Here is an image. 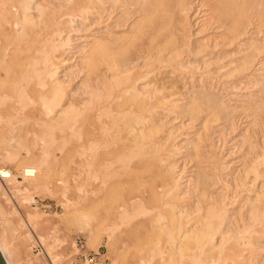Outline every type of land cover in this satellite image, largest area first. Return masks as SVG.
<instances>
[{
	"label": "rangeland",
	"instance_id": "rangeland-1",
	"mask_svg": "<svg viewBox=\"0 0 264 264\" xmlns=\"http://www.w3.org/2000/svg\"><path fill=\"white\" fill-rule=\"evenodd\" d=\"M2 1L3 0H0V2L3 3L4 5L0 3V6H1L0 7V10H1L0 11V27L2 26L3 28L1 27L0 31L2 29L4 31L2 30L0 32V169L7 170L9 172L10 176L6 180H0V212L1 213L3 212L2 213L3 215L0 214V242L2 243L3 250H5L4 252H6V255L8 256L10 263L11 264H176L177 262L180 263V261H181L183 264H189V263L191 264V262L194 261L193 259H195V257L197 259V257L199 256L198 259L195 260L193 264H201V263L202 264H208V263L213 264L214 262H216V263L218 262L217 264H225V263L231 264V262H232V264H243L242 260L247 258V257L249 259H251V260H249V261H251V262H249L250 264H253V263L254 264H260V259L257 256L259 253H260L259 256H264L263 255L264 254V248L256 250V246H258V245H254V244L252 246L250 245L249 247L245 248L246 250L243 249L245 252L242 251V249L241 250H239L238 248L235 249L236 254H234V255L237 256L240 253L239 255H241V257L239 255H238V257H235L232 254V256H234V258H235V260H234V258L232 256H231L232 258L230 259V256H228L226 254V251L223 253H220V254L213 252V251L212 252L207 251V249L210 245L209 240H207V238L202 239V240H198V241L189 242L192 244L189 245V243H188L185 245L184 248L182 247V249H185L186 247L191 246L189 248H186V249H188L187 251L189 253L186 252L185 251L186 249H185V250L181 251L182 253L181 252L176 253L177 255L175 254V256L173 257L172 253H174V252H172V249H171L172 248V242H170L171 244L169 243L171 238L168 237V235H167V232H168V230H170V228L167 231H166V229L161 228V226L158 227L159 230L157 228H154L158 225V223H157L158 221H156V220H158L157 219L158 216H156L158 213H156L157 210H154V209L156 207H158V205L164 199L167 200V198H168L166 193H164L165 194L164 195L163 192H161V190H159L160 187L162 186L161 185L162 180L166 179L165 178L166 174L170 176V174H168V172L171 173L172 170L176 169V167L174 169H171L170 167L168 168V166H166L167 165L166 162L169 160H163V159H171L170 156H173L174 153H175L173 156L174 158L179 157L180 153H182V155H180V157H182V159H184L185 155L189 157V153H187L188 152L187 150H184V148H179V147L175 148L174 146L177 145V143H180L183 141L189 142L188 136L192 132H194L196 130V128H191V131H190V129L180 130L179 132L172 134V136L170 135L165 141V145H167V146L164 145L160 149V151L155 150V152H151V151L149 152V150L147 152V148L146 147L143 148L141 145H139V146L135 145V148H134L131 146V143H129V141L126 139V137L128 135L127 134L128 133L127 128H129V127L126 126V123L123 124L124 121H121V120L123 118H126L125 116H127L128 118L123 119V120H126L127 122L129 120L130 121L132 120L131 122L133 124H135V122H136V124L140 123L141 122L140 116L143 115L142 114L143 111L145 114V113H147V110H149L151 108L150 105L146 104V105H143V107L140 106V108L139 107L136 108L138 110V109H141V107H142V112H141V110L137 111L135 109L136 103H134V102H136L137 99L139 100V97L137 95L131 93L132 92L131 90H133V84H132L133 81H127L126 82L127 78H129V77L135 78L137 76L144 75L143 70H145V69L141 68L140 65H138L139 61H137V59L134 58V52L136 54L138 52L137 50H135L136 48H134V47H136L135 45H137L136 44L137 42L135 43V41H137L138 36H139V35L136 36V34H138V33L140 34L141 31H139V29L142 30L141 27L146 28V26H144V25L147 24L146 23L147 21H146L145 17L143 16L144 14L137 12L140 10L139 9L137 10L136 7H132V8L136 9L137 14L135 13V15H133L134 14L133 11L135 12V10L133 9V11H132V9H131V11L128 10V12L130 11L133 13V14L131 13L132 18L130 17V14H129L130 12L128 13V15L125 14V16H123L126 18V20L127 19L128 20L126 22V20L124 18L125 23H123L124 21H120V22H122V24L120 26L121 31H118L116 33L117 35L115 34L114 37L118 36L120 38L121 36H123V34L124 35L130 34V35L127 36V38H126V36H123V37H125V39H123L124 41L122 40L123 37H121L120 40H118L121 43V46L119 45L120 43L117 44V42H118L117 40H116L117 42L114 40L113 41L114 43L108 42V41L106 43H104V41H106V40H103V37H102V38H99V39H101V42H98L100 40L96 41V45L98 47L94 44L91 46V52L90 53H88V54L84 53L83 54V56H82L83 62H81V70L83 71L82 72L83 77H79V75H75L76 73L70 72L73 75L72 78H69V76L71 77V74L68 73V75H67L68 80L64 81L62 83L63 89L65 88L63 90L64 93L62 95V98H64V99H62L63 103L67 104V102H68L67 99L70 98L69 99L70 104L71 105L74 104V106H75V107L72 106L73 113L71 110L69 113H67L65 115V116H67L68 119H64V118H66L65 116L63 118H59V119L57 118L56 119L55 114H53L54 112L49 113L48 110L46 112L45 108L42 105L43 100H44L43 97L46 96V91H47L46 89H48V80L49 79L46 75H42V73L38 70L39 62H37V61H39L42 57V56H40V55H42V53L40 51L42 49H46L45 51H48V48L50 47L53 40H54L53 43H55L54 48H57V46H58L57 42H59L58 37L61 33H64L66 30H68L67 28L70 25L69 21L72 22V21H74L72 19H74L76 17L77 18L80 17V16H77L78 14H75L76 15L75 16L73 14L67 13L71 7L70 5H72V3H73V0L72 1H70V0H67V1L66 0H56L57 2L55 0H49L50 5L54 4V9L52 11H50L49 9L45 8V9L41 10V12H43V14L44 13L47 14V12L50 11L51 13L49 12L48 13L49 15H47V16H46V14H44L45 15L44 16V15L40 14L41 13L40 12L39 18L37 19V21L39 20V23L38 22L34 23L35 25L37 24L36 27L34 24H29V23L27 24L26 22H24L23 24H22V22L19 23V24H21L20 25L21 27L18 26L19 28H18L17 32L13 31L14 29H16V26L14 25L15 24L14 19L21 12L20 9H22V11H23L24 10L23 7L24 8L26 7L25 0H9V1L4 0V2H2ZM22 1H24V2H22ZM59 1H61V2H59ZM63 1H65V2H63ZM69 2H71V3H69ZM119 2H120L119 0L116 1L115 7L118 8L119 6H121V3H119ZM18 3H20V6H18L19 5ZM55 3H57L58 5ZM65 3H66V5H65ZM59 4L61 5V7L62 6L67 7L68 6V8H66L67 10L64 7L61 8ZM251 4H253V5H251L252 9L250 10V14H251L250 16L252 17L251 26L255 27L256 23H257L255 20V17H257L258 15L259 16L261 15L260 17H264V0H251ZM2 5H3V7H2ZM4 7H6V8H4ZM55 7L57 10L55 9ZM1 8H3V9H1ZM7 8H9L12 11V14H11L10 10ZM4 9H5V11L3 12L2 10H4ZM54 10H56L54 12V14H56V16L54 14H52ZM59 10H60V12H59ZM257 10H259V11H257ZM15 12H17V13H15ZM1 13L2 14L5 13L4 14L5 16L2 15ZM13 14H14V16H12ZM15 15H17V16H15ZM67 15L68 16L71 15V17L69 16V18H68ZM3 16L5 17V19H1ZM9 17L11 20L9 19ZM11 17H14V19L12 20ZM42 17H44V20L42 19ZM45 17H46V19H45ZM52 17H54V20ZM59 17H61V18H59ZM50 18L52 19V21H50L51 20ZM56 18H58V19H56ZM141 18H143V19H141ZM139 19H141V20H139ZM144 19H145V21H144ZM1 20H3V21H1ZM5 20H7V21H5ZM137 20H139L141 24L143 22V24H142L143 26L141 25V27H140L139 26L140 23H138ZM46 22L47 23L50 22V23L47 25ZM55 22L59 25V26H57L56 31H59L60 28L58 29V27H60V24L62 26L60 29L61 32L59 31L60 33L55 32V31L53 32V29H54L53 25H56ZM1 24H3V25H1ZM51 24H53V25H51ZM62 24L63 25L65 24V25L63 26ZM135 24H136V26H134ZM130 25H133L134 27L130 26ZM37 26L38 27L41 26V28L40 27L38 28ZM23 27L24 28L27 27L28 29H29V27H31V28H30V30H28L27 28L23 29ZM49 27H50V29H49ZM127 27L131 31H127V30H129ZM130 27H132V28H130ZM20 28L22 31L20 30ZM62 28H63L64 32L62 31ZM39 30H40V32H39ZM30 31L32 32L31 34H30ZM20 32H24V33L26 32L25 34L23 33L26 40L24 39V36L22 38L20 37V39L16 36V35L22 36V33H20ZM34 32H36V33H34ZM52 32H53V35L51 34ZM56 34L58 36H56ZM38 35L40 37H38ZM42 36H44V37H42ZM130 36H133V37H130ZM27 37H28L29 41L27 40ZM118 37H117V39H119ZM128 37H130V38H128ZM47 38L52 39L51 43L49 42V39L47 40ZM40 41H41V43H40ZM35 42H37V43H35ZM44 42L46 43V45H44L45 44ZM97 42H98V44H97ZM132 42L135 43L134 47H133ZM122 43L123 44L125 43V44L123 45ZM16 44H19V45L23 44L22 46H24V47H22V46L20 47L19 45H16ZM105 44H108L107 45L108 48H109V46L112 47V45L114 46L115 44L117 45V47L120 46L119 47L120 50L119 49L115 50L116 52L120 51L118 53H121V50L125 49L124 48L125 46L127 49H125L121 53L122 55L121 54L118 55V53H116L115 51H112L114 49H111V48L107 49V46ZM43 46H46V47L43 48ZM47 46H48V48H47ZM14 47H16V48H14ZM26 47H27V49H25ZM128 47H130L131 49ZM33 48H35V49L33 50ZM13 49L14 50L16 49V50L14 51ZM59 49L61 50L62 46L61 47L58 46V48L56 49L57 50L56 52H58ZM38 50H40V51H38ZM97 50H99V52H95ZM104 50H106V51H104ZM111 51H112V53H111ZM132 51H133V54H132L133 57H130V55H131L130 52H132ZM36 52H38V53H36ZM93 53H97L98 55L96 54L97 55L96 56ZM109 53L110 54L116 53L117 55L116 54L112 55L113 58L116 57V59H118V60L123 59L121 61L122 63L124 60H127L126 62L129 63L126 66V68L124 67L126 63L124 65H121L123 67H120L119 70L121 68H123L121 70L122 74H120L118 76V78H120V79L117 78L114 80L115 82L114 81L105 82V81H103L104 78L102 80H100L103 77L102 76L103 72L100 73V71H102L103 69L102 70L99 69L100 67H102V66H100L101 65L100 63L102 62V65H104L105 61H107V59L110 57ZM136 54H135V56H137ZM87 55H89V56H87ZM104 55L106 56L107 59L104 57ZM91 56H95L96 58L100 57V56L101 57H100V59L99 58L95 59ZM33 57H34V59H33ZM123 57H125L126 59ZM86 58L87 59L90 58L89 60H91V61L93 60L95 62L98 61V62H96V65L92 67V64L94 65L95 63L93 61L90 62ZM129 58L132 59L133 62L136 60L137 61L136 64L140 68H138L135 63L133 65L132 64L133 62ZM226 59H229V57H226L224 60H226ZM35 61L37 62V64ZM118 62L121 63L120 60ZM130 62H132V63H130ZM97 63H99V66ZM156 64H155V66L152 65V66L148 67L149 68L148 71L154 70L152 75L149 77L151 80L162 81V77L165 74V71H163V69H161V68H162V66H164L165 63H159L160 65L158 64L157 66H156ZM35 65H37V67ZM86 66L88 67L87 69H86ZM96 66H98V69H99L98 72H96L98 69L94 70V68H97ZM132 66L134 67V69ZM91 67L93 69V72H92ZM84 68L88 71L86 72V70ZM103 68H104V66H103ZM137 69H139V70L137 71ZM150 69H152V70H150ZM33 71L34 72L36 71L38 73L40 72V73L39 74L37 73V75H36L35 74L36 72L34 73ZM89 71L91 74L89 73ZM85 73H87V74H85ZM208 73H209V71L206 73H204V72L200 73V71H199L198 73L194 74L195 79L201 81L202 85L200 83L199 84L194 83L195 87L192 90V93H197V92L198 93H197V95H195V97H196L195 99H194V96H193V99H191V103H193V104L188 103L189 105L187 104V108L189 110L193 109L192 111L194 113L196 111L197 113H195V114H198V111H199L198 109H201L202 114L200 113L201 111H199V114L196 116V117H199L200 119H203V118L208 119V116H210L212 113L211 111L216 110V111H214V113L215 112L218 113V115L216 113V116H217L219 121L216 118V121H218V122L214 123L215 121H213V119L215 120L216 116L214 115V113H212V115H214V118H213V116H210V119L208 120L210 125H208L207 123H206L207 126L205 125V127L207 128L206 132L209 133L211 130H212L211 132H214L216 127H218V126L219 127L222 126L221 128L225 127L224 129H222V132H221L222 137L220 136V138H219V139H221V138L223 139V137H224L223 141H225V143L222 146V144H223L222 140H217L219 142L216 145L217 141H214L213 139L208 137L209 139H207V141H208L207 143L212 144L214 146L211 145L212 146V148H211V146L209 145V147L204 148V150H208L210 153H213L214 157L217 160V165H220L222 163V161L219 160V157L221 158L222 156H224V154H226L227 151L231 150V148L234 146V144H232V141L230 139H232V140L239 139V141L238 140L237 141L240 144H241V141L244 139L243 140L244 143H246V144L248 143L250 145L253 144V149H252L253 151L252 152L264 151V123L259 125L256 121V117H257L258 113L261 112L264 114V112H263L264 106H262V105H264V102H263L264 101V84H263V82H257L255 84L254 90L257 91V93H259L257 100H255V101L250 100L249 101V102L253 101L252 103L255 105L262 106V107L257 106L256 110L257 111L259 110L257 113L256 110H253V108L255 109L253 104L252 105L249 104L246 107L247 110H245V108L233 109V107H235L236 104H241L242 101L233 100V102H232V101L228 100V98L226 100L227 96L224 94L221 95V93H222L221 90L214 87L215 85L213 84V81L211 82L212 77H210V75ZM134 74H136V75H134ZM41 75H42L43 80L42 79L39 80ZM84 75L85 76L91 75V77L88 76L89 77V80H88L87 79L88 77L86 78ZM94 75L97 76L96 78L99 77L97 82H96L97 79L96 80L94 79L95 78ZM99 75H101L102 77ZM44 76L46 77V79L44 78ZM74 77H77V78L75 79ZM180 77H181V75L177 74V76L175 78L180 82L176 85L177 89H180L181 85H182ZM78 78H80V79L83 78L84 83H82V81L80 83V79H79V81H76ZM92 78L95 80L94 81L95 83L93 81L88 82V81H91ZM188 80H190V79H188ZM118 83L120 85L122 84L123 89L121 91V96L119 93L118 94L119 97L118 96L115 97V94H114V93H116L115 85L118 86L119 88L121 87ZM127 83L130 85H128ZM101 84H102V86H101ZM109 84L111 85V87L113 89L110 88ZM131 84H132V86H131ZM186 84H188V83H186ZM206 84H208V85H206ZM81 85H83V86H81ZM84 85H87L88 88H87V86L84 87ZM92 85H94V87L98 86L99 88L95 87V88H97V90H96ZM211 85L213 86L212 89H211V87H212ZM259 85H260V87L263 86L262 87L263 90L258 87ZM105 86H106V90H105ZM86 89H88V90H86ZM109 89H110V91L108 92L109 93L108 94L106 91ZM125 89H126V91H125ZM210 89H211V91L215 89L213 91V93L215 95H213L212 93L209 92ZM129 90H130V92H129ZM255 91H250L249 93L251 94ZM260 91H261V93H260ZM105 92L107 93V96H106ZM124 92H126L127 94ZM70 93L74 96H71ZM129 94H132V95L129 96ZM109 95L110 96L112 95V96L109 98ZM124 95H125V98L123 97V99H126V101L122 99V96H124ZM128 96H129V99H128ZM132 96H133V98H132ZM107 97L109 99H107ZM80 98H81V100H80ZM115 98H117V99L115 100ZM134 98H135V100L133 101L132 99H134ZM251 98H253V97H251ZM127 99H128V101H127ZM74 101L77 104L74 103ZM82 101H84V104H83L84 106L83 105L80 106L81 103H83ZM78 102H80V103H78ZM85 102H87V103H85ZM85 104L87 106H85ZM105 104H107V105H105ZM129 104L130 105L132 104V106H129ZM213 105H215V107ZM111 106H113V107H111ZM144 106H146V107H144ZM196 106H199V108L196 109ZM248 107L251 109H249ZM77 108H78V110H75ZM104 108H105V110L106 109L107 110L104 111ZM109 108L112 109L109 113V114H111L109 116H112V117H109L106 113V112H109V110H110ZM143 108L145 110L146 109L147 110L145 111V110H143ZM231 108H232V110H231ZM132 109H134L135 111ZM162 109H164V108H162ZM128 110H131L133 114L131 113V111H128ZM165 110H163V112H162L163 116L160 115L156 118L159 119L161 116H162V118H164V115H166L164 113ZM252 110L255 112V114ZM208 111H209V114H208ZM81 112H82V114H81ZM119 113H121V114H119ZM124 114H125V116H124ZM131 114H132V116H131ZM122 115L124 117H122ZM135 115H136V117L139 116L138 122L135 121L136 118H134V119L131 118V117H135ZM252 115H254V116L252 117ZM172 116L173 115L171 114L167 118H170ZM246 117L248 118L249 123L250 122L252 123L253 120H254V122L256 121L255 123L254 122L253 123L255 125H257L258 127L257 126L251 127V124H250L249 127H251V129H248V131H251V130L252 131L249 133L247 132L246 136L241 137V134L243 131L241 126H243V124H244L243 120L247 119ZM250 117H252V118H250ZM211 118H213V119H211ZM110 119H111V121H110ZM115 121H116V123H115ZM106 122L109 124H107ZM117 122H119V123H117ZM120 122H122V124H120ZM131 122L130 123L128 122V123L132 124ZM213 123H214V125H213ZM110 124H111V126H110ZM119 125H122V126H119ZM104 126H106V127H104ZM116 127H118V128H116ZM121 127H124L125 129L121 128ZM116 129L119 131H117ZM120 129H121V131H120ZM229 129H230V131H229ZM107 131H109V132H107ZM255 131H256V134L254 133ZM124 132L125 133L127 132V133L122 134ZM251 133H253L255 135H253ZM118 134L120 135V137ZM152 134H153L152 138H155L156 136H158L160 138H164V136L167 134V127L164 126V128H161V130H159V128H158L156 135L154 133H152ZM115 135L116 136L118 135V136L116 137ZM257 135L259 136V138ZM254 136L256 139L254 138ZM239 137H241L243 139L241 140V138H239ZM245 137H246V139H245ZM257 138L261 139L260 140L261 142ZM250 139H252V140H250ZM117 140H119L120 142ZM262 140H263V143H262ZM244 143H243V145H244ZM257 143H259V144H257ZM128 144H130V145H128ZM219 144H221V145L219 146ZM235 144L237 145L238 143H235ZM246 144L244 146H242V148L246 147ZM248 144H247V146H248ZM255 144H257L256 147H255ZM142 145H143V143H142ZM111 146H113L115 148H113ZM140 147H142V149ZM166 147L168 149L165 150L164 148H166ZM220 147H221V149H220ZM240 147H238V145H237V148L240 149ZM119 148H121V149H119ZM129 148L132 150H130ZM145 148H146V151L144 152ZM202 148L203 147L199 148V150L197 151L198 152L197 155L195 154L197 157L193 156L194 158L196 157V159L191 157L192 160H191V163H189V165L192 164V166H197V165L202 166V162H201V158H200V153H203ZM162 149L164 150V152ZM254 149H256V150H254ZM128 150H130V153H133V154H127V156H126V153H129ZM167 150L170 152H168ZM241 150L242 149H240L239 152ZM137 151L140 152L141 154L138 153ZM117 152H119V154ZM136 152H137V154H136ZM164 153H166V154H164ZM192 153H191V156L194 155V153L193 154ZM156 154H158V155L160 154V157ZM130 155H132L134 157H131ZM144 155H145V157H144ZM146 155L147 156L149 155L150 159H148L149 157H147ZM231 155L235 156V152L232 153ZM120 156H122V157L120 158ZM153 156L156 157V158L154 157V162L152 159ZM233 156L229 155L230 158H232ZM124 157H126L127 159L129 158V159L127 160ZM161 158H163V159H161ZM125 159H126V161H125ZM144 159H146V160H144ZM157 159L158 160L160 159L159 161L161 163L159 161H157ZM129 160H130V162H128ZM147 160H148V162L151 161L149 163L150 165L151 164L154 165L153 169H154V171L156 170L155 172L152 169L153 165H151L150 167L146 166L148 164ZM123 161H125V162H123ZM144 161H146L145 162L146 164L144 163ZM195 162H198V164ZM117 163H120V164H117ZM159 163H160V165H159ZM162 163H164L163 165H164V167H166V170H163L165 168L162 166ZM149 164H148V166H149ZM257 165H258V172L261 171L264 173V158H260L257 161ZM115 166H118V167L115 168ZM120 166H122V167L119 168ZM127 166H129L130 168ZM143 166L146 168L144 169ZM187 166H186V168H187ZM124 169H126V170H124ZM143 169H144V171H143ZM161 169L163 171H161V172L157 171V170H161ZM25 170H28L31 172V177H28V178L22 177V173ZM151 173L152 174L154 173V174L152 175ZM156 173H158L160 175L162 174L163 176L157 175ZM149 176H151V177H149ZM169 176H167V179H169L168 178ZM148 177L150 178L149 182L147 181ZM157 177L158 178L162 177L161 178L162 180L160 178L158 179ZM145 178H147V179H145ZM154 178H155V181H153ZM263 178H264V176H262V178L260 180H263ZM167 179L165 181H163V183L169 182V180L167 181ZM140 180H141V182H140ZM151 180H152V183L155 185H153L151 183ZM260 180H258V181H260ZM143 182L144 183L146 182L148 184L150 183V184L149 185L146 184L148 186L147 187L144 184H140ZM158 183H160V184H158ZM149 186L150 187L154 186V187L150 188ZM155 186H156V188H155ZM145 187H147L148 189H146ZM149 189H154L151 191L154 194L156 193V194L160 195L162 193L163 195L162 194L160 196L157 195L158 198L156 199L154 197L156 194L155 195L153 194L154 196L151 194L153 196L152 197L149 194V191H148ZM155 189H157V192ZM137 191H139V192H137ZM144 191H147V192H144ZM153 191H155V192H153ZM139 193H140V195H139ZM229 194H228V198L226 199V201L223 202L225 204H223V203H222L223 205L221 204L223 206V208L226 210L225 215H224V216H226V219L229 218V216L231 215L230 211H234V212L237 211L239 214V210H240L239 207H241V199L246 196L245 191L241 192L240 190H238L236 193L230 192ZM142 196H144V197H142ZM161 196H163V197L165 196V198H163ZM143 198L145 199V201ZM151 198L152 199L154 198V200H152ZM155 199L157 201L158 200L159 201L158 202L156 201L157 202L156 203V202H154ZM139 201H141L142 203H140ZM151 201H153L154 203H152ZM175 203H178V202L176 201ZM187 203H188V201L186 200V201H183L181 204L186 205ZM151 205H153V206H151ZM234 205H236V206L234 207ZM140 206L142 209L139 208ZM228 211H229V213H228ZM220 215L222 216L223 214H220ZM154 219H156V220H154ZM154 221H156V222H154ZM154 223H156V225ZM225 223H226V221H225ZM255 224H256V226H255ZM258 224H259V222L255 221L253 223V226L250 227L252 229V231H254V232H252L250 229H248L247 230L248 232H245V237L246 238H249V237L253 238L254 241H257L258 243H262V242L264 243V235H263L264 234V224H260V225H258ZM153 225H155V226H153ZM259 226L260 227L263 226V229H262V227L260 229ZM174 227L175 226L171 227L174 230L172 232V235H174V234L176 235V232L179 231V230H177V226L175 228ZM160 228H161V231H160ZM178 228H179V226H178ZM182 228H183V226H182ZM182 228H180V229L182 230ZM154 230H156V231H154ZM249 231H251V233ZM152 232L155 235L157 234L158 236L159 235H161V236H159V237L156 236V238H155V235H153ZM248 235H249V237H248ZM227 238H226V240H225V238L223 239V244H224L223 246H225V247L227 245H229V242H230V239L228 240ZM152 240H156L155 243L157 242V244H155L154 241H152ZM166 241H167V243H166ZM224 241H226V242L224 243ZM161 243H162V245H161ZM194 244H196L197 246H195ZM152 245H154V247H153L154 249H152ZM157 245H160L162 248H160L159 246L157 247ZM155 247L157 249H155ZM201 247H203V248L201 249ZM139 249H141L140 252H138ZM199 249H200V251L203 249L204 250L206 249V250L204 253L200 254ZM150 250H153V251H150ZM160 250H161V252H160ZM149 251L151 253H149ZM235 251L233 253H235ZM241 252H243V253H241ZM179 254L181 255V257ZM186 254H188L189 256L188 255L186 256ZM205 254H206V257H205ZM224 254L227 255L228 258ZM170 255H172V256H170ZM201 256H202V258H201ZM221 256H222V258H221ZM175 257H177V258H175ZM185 257H188L189 259L185 258ZM203 258H205V259L203 260ZM207 258H209V259L206 260ZM225 258L227 259L226 261L224 260ZM228 259L233 260V261L230 262V261H228ZM198 260H199V262H198ZM234 261H235V263H234ZM179 263H177V264H179ZM216 263H214V264H216ZM249 263H247V264H249ZM261 263L264 264V261H261Z\"/></svg>",
	"mask_w": 264,
	"mask_h": 264
},
{
	"label": "bare ground",
	"instance_id": "bare-ground-1",
	"mask_svg": "<svg viewBox=\"0 0 264 264\" xmlns=\"http://www.w3.org/2000/svg\"><path fill=\"white\" fill-rule=\"evenodd\" d=\"M5 1H9V0H5ZM70 1H72V0H70ZM116 1H118V0H75V1L73 0V3H72V5H70L71 7L67 13L73 14V15L78 14L77 16H80V17H78V18L76 17V18L72 19V20H74L72 22L69 21L70 25L67 28L68 30H66L65 32L63 31V28H62V31L64 33H61L59 35V37H58L59 42H57L58 46H60V47L62 46V49L61 50L59 49L60 51L58 50V52H56L57 51L56 49L58 48V46L56 45L57 48H54L55 47V43H53L54 40L51 43L52 39L47 38V40L49 39V42L51 43V45L49 44L50 45L49 48L47 46L48 51H45L46 49H42V50L40 49L41 51L38 50L42 53V55H40V56H42L41 59L39 61L36 60L37 62H39L38 70L42 73V75H46L49 79L48 80V89H46L47 90L46 96L43 97L44 98L43 104H42L43 107L45 108L46 112H47V110L49 111V113L54 112L53 114H55L56 119L57 118L58 119L63 118L67 113H69L72 110V106H74V104H72V105L70 104V102H69L70 98L67 99L69 102V103L67 102V104H64L63 100H62V99H64V98H62V95L64 93L63 90L65 89V88L63 89V87H62L63 86L62 83L64 81L68 80L67 79L68 73L71 74L70 72H74V73H76L75 75H79V77H83V75H82L83 71L81 70V62H83L82 56L84 53L88 54L91 52V46L94 44L96 45V41L100 40L98 42H101V39H99V38L103 37V40H106V41H104V43H106L107 41L108 42H113L114 40L118 41L123 36H126V38H127V36H129L130 34H128V35L123 34V36L120 35L121 36L120 38L118 36H115L116 37L115 38L114 35L118 31H121L120 26H121L122 22H120V21H124L123 23H125L126 18L123 16H125V14L128 15V13L131 11V9H132V11L134 9L135 10V12L133 11L134 14L132 12L129 13L130 17H131V13L133 15H135L136 9L137 10L139 9L140 11H137V12L144 14L143 16L145 17L147 24L144 25V26H146V28L141 27L143 22L141 21L142 22V24H141L139 20H141L143 18L137 20L138 23H140L139 26L142 28V30L139 29V31H141V33L136 34V36L139 35L137 41H135V43L137 42L136 43L137 45H135L136 47H134L135 43L134 42H132V43H133V47L136 48L135 50L138 51L137 54L134 52V58H136L137 61H139L138 65H140V67L145 69L146 71L143 70L144 75H140V76H137L135 78H132V77L127 78L126 82L127 81H133V83H132L133 84V90L130 89L132 91L131 93H133L139 97V100L137 99L136 102H134V103H136L135 109L138 107L140 108V106L143 107V105H146V104L150 105L151 108L150 109L148 108L149 110L146 109L147 113L144 114V111H143V113H142L143 115L140 114L141 115L140 116L141 122L137 123V124H136V122H135V124H133L131 122L132 120L128 121L129 123L131 122L132 124H129L126 120H123V119L128 118L124 114V116L126 118H123L121 121H124L123 124L126 123V126L129 127V128H127L128 133L127 132L126 133L128 135H127L126 139L129 141V143H131V146L134 148H135V145H138V146L141 145L143 148L144 147L147 148V152H148V150H149V152L150 151L155 152V150L160 151V149L165 145L166 139L170 135L172 136V134H175V133L179 132L180 130L190 129V131H191V128H196V130L194 132H192L191 134L189 133L190 134L188 136L189 142L183 141V142L177 143V145L174 146L175 148L179 147V148H184V150H187L188 151L187 153H189V157L185 155L184 159H182V157H180V155H182V153H180L179 157L174 158L173 157L175 154L174 153L173 156L169 155L171 157V159L161 158L163 160H169L166 162L167 165L165 164L166 166H168V168L170 167L171 169H174L176 167V169L172 170L171 173L168 172V174H170V176L166 174L165 178L167 179V176H169L168 177L169 179H167V181L169 180V182L163 183V181H165L166 179L164 178L165 180H162L161 179L162 177L161 178L159 177L162 180V184H161L162 186L160 187L159 190H161V192H163V194L166 193L168 198H167V200L164 199L165 201L161 200L162 202L160 204L158 203L159 204L158 207H156L155 209L153 208L154 210H157L156 213H158L156 215V216H158V218H157L158 220L154 219V220L158 221L157 222L158 225L154 228L158 229V227L161 226V228L166 229V231L170 228V230H168V232H167V235H168V237L171 238L169 243L172 242V248L171 249H172V252H174V253H172L171 251L170 252L173 254V257L175 256L176 253H179L182 250H185L186 248L191 247V246H189V247H186L185 249H182V247L184 248L185 245L188 244L189 242L198 241V240H202V239H206V238H207V240H209V244H210L207 251H209V252L213 251V252H216L219 254L226 251V254L228 256H230V259L232 257L234 258V256H235L234 254H236L235 249H237V248L239 250L242 249V251H244V250H246L245 248L249 247L250 245L252 246L253 244L258 245V246H256V250L264 248L263 242L258 243L257 241H254V239L250 238L249 235H248L249 238L245 237V232H248L247 231L248 229H250L252 231V229L250 227L253 226V223L255 221L259 222L258 225L264 224V178H263V180H260L262 178V176H264V173L261 171L258 172V165H257V161L260 158H264V151L252 152L253 151L252 150L253 144H251L252 145L251 146L250 144L247 143L248 144V146H247V144L244 143V141H243L244 139L241 138V137L246 136L247 132L249 133L252 131V130L248 131V129H251L252 126H255V127L257 126L254 124L256 121L259 125L264 123V114L261 112L258 113L259 110L258 111L256 110L258 105H255L252 103L253 101L257 100V97L259 94V93H257V91L254 90L255 84L257 82H263V84H264V17H260L261 15L260 16L258 15L257 17H255V20L257 22L256 26L255 27L251 26L252 17L250 16L251 15L250 10L252 9L251 5H253V4H251V0H119L120 1L119 3H121V6H119L118 8L115 7ZM2 2H4V0ZM22 2H24V1H22ZM59 2H61V1H59ZM63 2H65V1H63ZM69 3H71V2H69ZM1 4H3V3H1ZM18 4H19L18 6H20V3H18ZM25 4H26V7L25 8L23 7V9H24L23 11H22V9H20L21 12L20 13L18 12L19 13V15L17 14L18 16L15 15V16H17L15 19H14V17H11L12 20L14 19V21H15L14 25L16 26V29L13 30L14 32L15 31L17 32V30L19 28L18 26L21 25L19 23H21V22H22V24L24 22H26L27 24L28 23L34 24L35 22L39 23V20L37 21V19L39 18V13L41 12V10L46 8V9H49L50 11H52L54 9V4L51 3L52 5H50L49 0H25ZM55 4H57V3H55ZM3 5H2V7H3ZM65 5H66V3H65ZM60 7H61V5H60ZM62 7H64V6H62ZM132 7H136V9L132 8ZM4 8H6V7H4ZM64 8L66 9V8H68V6L64 7ZM1 9H3V8H1ZM7 9H9V8H7ZM55 9H56V7H55ZM56 10H54L52 14H54V12ZM60 10H59V12H60ZM128 10H130V11L128 12ZM2 11L4 12L5 9ZM50 11H48L47 14L46 13H44V14H46V16H47V15H49L48 13ZM257 11H259V10H257ZM10 12L12 14L11 10H10ZM5 13H3V14L1 13V14L4 15ZM15 13H17V12H15ZM40 14L44 15L43 12H41ZM54 15L56 16V14H54ZM12 16H14V14ZM69 16L71 17V15H69ZM69 16H68V18H69ZM3 17L1 19H5V17L4 18ZM52 18L54 20V17H52ZM59 18H61V17H59ZM124 18H125V20H124ZM9 19H10V17H9ZM42 19L44 20V17H42ZM45 19H46V17H45ZM56 19H58V18H56ZM145 19H144V21H145ZM127 20H126V22H127ZM1 21H3V20H1ZM5 21H7V20H5ZM50 21H52V19ZM49 23H47V25ZM1 25H3V24H1ZM36 25H35V27H36ZM51 25H53V24H51ZM53 26H54L53 32L54 31L59 32L61 27H62L60 24V27H58V29L60 28L59 31H56V28L59 25L56 23V25H53ZM130 26H133V25H130ZM134 26H136V24ZM39 27L41 28V26H39ZM25 28H27V27H25ZM25 28L23 27V29H25ZM30 28L31 27H29V29L28 28L27 29L30 30ZM130 28H132V27H130ZM49 29H50V27H49ZM20 30H21V28H20ZM127 31H131V30L129 29ZM39 32H40V30H39ZM53 32L51 33L52 35H53ZM20 33H22V36L16 35L15 33L14 34L20 39V37L22 38L24 36L23 35L24 32H20ZM31 33L32 32L30 31V34ZM34 33H36V32H34ZM56 36H58V35L56 34ZM38 37H40V36L38 35ZM42 37H44V36H42ZM117 37L119 39H117ZM130 37H133V36H130ZM130 37H128V38H130ZM24 39H25V36H24ZM123 39H125V37H123L122 40ZM27 40H28V37H27ZM41 41H40V43H41ZM98 42H97V44H98ZM35 43H37V42H35ZM118 43H120V42L118 41L117 44ZM108 44H105V45L107 46ZM16 45H19V44H16ZM22 45L20 44L19 46L21 47ZM44 45H46V43ZM119 45L121 46V43ZM22 47H24V46H22ZM44 47H46V46H43V48ZM119 47H117L116 44L114 46L112 45V47L109 46V48L114 49L112 51L119 49ZM14 48H16V47H14ZM109 48L107 46V49H109ZM124 48L127 49L126 46ZM128 48H130V47H128ZM25 49H27V47ZM34 49L35 48H33V50ZM125 49H122L121 53ZM104 51H106V50H104ZM112 51H111V53H112ZM95 52H99V50H97ZM118 52H120V51H117L116 53H118ZM36 53H38V52H36ZM116 53H113V54H116ZM121 53H118V55ZM130 53H131L130 57H133L132 56L133 51ZM93 54L96 55L97 53H93ZM113 54L109 53L110 57L108 59L104 55V57L107 59V61H105L104 65H102V62L100 63L101 64L100 66H102V67H100L99 69H101V70L103 69L102 71H100V73L103 72V75L101 74L103 77L101 75H99L102 77L100 80H102L104 78L103 81H105V82H112L115 79H117L118 76L120 74H122L121 70L123 68H121L119 70L120 67H123L121 65H124L126 63L124 66L126 68V66L129 64L126 62L127 60H124L122 63L121 61L123 59L122 60L119 59L122 64L119 63L118 62L119 60L116 59V57H114L115 59L112 57ZM135 54L137 56H135ZM89 55H87V56H89ZM91 57H93L95 59H97V58L100 59L101 56L97 57V58L95 56H91ZM226 57H229V59L224 60ZM123 58H125V57H123ZM33 59H34V57H33ZM89 59H87V60H89ZM130 60L132 61V59H130ZM89 61L92 62L93 60L92 61L89 60ZM137 61L135 60L134 62L132 61L133 63L132 62H130V63H132L134 65V63L136 64ZM37 62H36V64H37ZM93 62L95 64L94 65L92 64V67L95 66L96 62H98V61H96V62L93 61ZM159 63H165L164 66H162V68H161V69H163V71H165V74L162 77V81L151 80L149 76L152 75L154 70L148 71L149 70L148 67H150L152 65L155 66V64L157 66ZM97 64L99 66V63H97ZM138 65H137V67H138ZM35 66L37 67V65H35ZM98 66H96L97 68H94V70L95 69L97 70ZM103 66H104V68H103ZM92 67H91V69H92ZM140 67H138V68H140ZM87 68L88 67L86 66V69ZM99 69L96 72H98ZM133 69H134V67H133ZM138 70L139 69H137V71ZM150 70H152V69H150ZM87 71L88 70H86V72ZM199 71H200V73L201 72L206 73L209 71L208 74L210 75V77H212L211 82L213 81L215 88L221 90V92H222L221 95L224 94L227 96L226 100L228 98V100H230L232 102H233V100L242 101L241 104H236V106L233 107V109L245 108V110H247L246 107L249 104L250 105L253 104L255 107V109L253 108V110H256L258 113L255 122L253 120L254 118L252 119L253 120L252 123L251 122L249 123L247 117H246L247 119L243 120L244 124H243V126H241L243 131H242L241 137H239V138H241V140L243 139L242 140L243 142L241 141V144H240L238 142L239 139H234V140L230 139L232 141V144H234V146L231 148V150H228L227 153L224 154V156H222L221 158L219 157V160L222 161V163L220 165H217V160L214 157L213 153H210L208 150H204V148H207V147H209V145L210 146L212 145V144L207 143L208 142L207 139H209L208 137H210L214 141L222 140V143H223L222 146L225 143V141H223L224 137H223V139L222 138L219 139L220 136L222 135V133H221L222 129H224L225 127L221 128L222 126H220V127L218 126V127H216L214 132H211L212 130L211 131L209 130L211 133L206 132L207 128L205 127V125H206V123L208 125H210L208 120L210 119V116H213V118H214V115L216 116L217 112L214 113V111H216V110L211 111L212 113H214V115H212V113L210 112L211 115L208 116V119H206V118L200 119L199 117H196V116L199 114V111H201V109H198L199 110L198 114H195V113H197L196 111L194 113L192 111L193 109L189 110L187 108L188 103L193 104V103H191V99H193V96L195 99L196 98L195 95H197V93H198V92L192 93V90L195 87L194 83H197V84L200 83L201 84V81L196 80L194 77V74L198 73ZM92 72H93V69H92ZM37 73L38 72H36L35 74L37 75ZM89 73H90V71H89ZM85 74H87V73H85ZM177 74L181 75L180 79H181L182 85H181L180 89H177V86H176L178 83H180L177 79H175ZM42 75L40 76L39 80L42 79ZM134 75H136V74H134ZM72 76L73 75L71 74V77L69 76V78H72ZM88 76L91 77V75H88ZM88 76L86 75L85 77L87 78ZM89 77L87 78L88 80H89ZM96 77L97 76H95L94 79L95 80L97 79L96 80V82H97L99 77L98 78H96ZM44 78L46 79L45 76H44ZM74 78L76 79L77 77H74ZM79 79L80 78H78L76 81H79ZM94 79L92 78L91 81H88V80L87 81L88 82H92V81L94 82L95 81ZM118 79H120V78H118ZM188 79H190V80H188ZM81 81H82V83H84L83 78L80 79V83H81ZM186 83H188V84H186ZM132 84H131V86H132ZM87 85H84V87ZM116 85H115L116 89L114 88L116 90V93H114V92L113 93L115 94V97H117L119 93L121 96V91L123 89L122 84L121 85L119 84L121 86L120 88ZM128 85H130V84H128ZM206 85H208V84H206ZM81 86H83V85H81ZM88 86H87V88H88ZM92 86L94 87V85H92ZM101 86H102V84H101ZM109 86H110V88H112L110 84H109ZM95 87H98V86H95ZM258 87L262 89L263 86L260 87V85H259ZM212 88H213V86L211 87V89ZM95 89L97 90V88H95ZM211 89L209 92L212 93L213 95H215L213 93V91L215 89L212 91H211ZM86 90H88V89H86ZM105 90H106V86H105ZM130 90H129V92H130ZM109 91H110V89L107 90L106 92L108 93ZM125 91H126V89H125ZM250 91H255V92L250 94L249 93ZM107 93H106V96H107ZM124 93H126V92H124ZM260 93H261V91H260ZM130 95H132V94H129V96ZM71 96H74V95L71 94ZM111 96L109 95V98ZM129 96H128V99H129ZM123 97L125 98V95L122 96V99H123ZM251 97H253V98H251ZM109 98L107 97V99H109ZM132 98H133V96H132ZM116 99L117 98H115V100ZM128 99H127V101H128ZM80 100H81V98H80ZM123 100L126 101V99H123ZM132 100L134 101L135 98ZM250 100H253V101L249 102ZM82 102L83 103H81L80 106H82L84 104V101H82ZM74 103H76V102L74 101ZM78 103H80V102H78ZM85 103H87V102H85ZM105 105H107V104H105ZM85 106H87V105L85 104ZM129 106H132V104L131 105L129 104ZM213 106L215 107V105H213ZM262 106H264V105H262ZM262 106L259 105L258 107H262ZM111 107H113V106H111ZM142 107H141V109H138V110L136 109V110L137 111L141 110V112H142ZM144 107H146V106H144ZM78 108L75 110H78ZM162 108H164V109H162ZM197 108H199V106H196V109ZM249 109H251V108H249ZM263 109H264V107H263ZM106 110L104 108V111H106ZM111 110L112 109H110L109 112H106L108 116L111 115V114H109ZM132 110H134V109H132ZM143 110H145V109L143 108ZM163 110H165L164 113L166 114V115H164V118H162ZM231 110H232V108H231ZM128 111H131V110H128ZM72 113H73V110H72ZM131 113H132V111H131ZM200 113L202 114V111ZM81 114H82V112H81ZM119 114H121V113H119ZM132 114H131V116H132ZM171 114L173 116L170 118H167ZM208 114H209V111H208ZM254 114H255V112H254ZM160 115H162V116L159 119H157L156 117H158ZM217 115H218V113H217ZM124 116L122 115V117H124ZM253 116L254 115H252V117ZM65 117L66 118H64V119H68L67 116H65ZM109 117H112V116H109ZM138 117H136V115H135V117H131V118H133V119L136 118L135 121L138 122ZM252 117H250V118H252ZM213 118H211V119H213ZM216 118H217V116L215 117V120L213 119V121H215L214 123L219 121L218 118H217L218 121H216ZM110 121H111V119H110ZM115 123H116V121H115ZM117 123H119V122H117ZM214 123H213V125H214ZM107 124H109V123H107ZM120 124H122V122H120ZM250 124H251V127H249ZM110 126H111V124H110ZM119 126H122V125H119ZM164 126L167 127V134L165 136L163 135L164 138H160L158 136H156L155 138H152V135H153L152 133H154L156 135L158 128H159V130H161V128H164ZM104 127H106V126H104ZM116 128H118V127H116ZM121 128H124V127H121ZM230 129H229V131H230ZM117 131H119V130H117ZM120 131H121V129H120ZM107 132H109V131H107ZM126 133L124 132L122 134H126ZM254 133L256 134V131ZM251 134H253V133H251ZM255 134H253V135H255ZM119 137H120V135H119ZM254 138H255V136H254ZM258 138H259V136H258ZM245 139H246V137H245ZM250 140H252V139H250ZM258 140L260 141L261 139H258ZM117 141H119V140H117ZM218 142L219 141L216 142V145ZM142 143H143V145H142ZM235 143H238L237 144L238 147L241 146L240 149H242V150L240 152H239L240 149L237 148V145ZM243 143H244V145L246 144V147H244V148H242V146H244ZM262 143H263V140H262ZM257 144H259V143H257ZM257 144H255V147ZM128 145H130V144H128ZM220 145L221 144H219V146ZM165 146H167V145H165ZM212 146H214V145H212ZM212 146H211V148H212ZM111 147H113V146H111ZM142 147H140V148L142 149ZM201 147H203L202 148L203 153H200L202 166H198V165L192 166V164L189 165V163H191V160H192L191 157L194 158L193 156L197 155V153H198L197 151ZM113 148H115V147H113ZM121 148H119V149H121ZM146 148H145L144 152L146 151ZM164 149L166 150L168 148L166 147ZM220 149H221V147H220ZM130 150H132V149H130ZM130 150H128L129 153H126V156H127V154H133V153H130ZM254 150H256V149H254ZM137 152H136V154H137ZM163 152H164V150H163ZM168 152H170V151H168ZM192 152L194 153V155L191 156ZM234 152H235V156L231 155ZM117 153L119 154V152H117ZM138 153H140V152H138ZM160 154L159 155L156 154V155H158L160 157ZM164 154H166V153H164ZM229 155L233 156V157L230 158ZM130 156L134 157L132 155H130ZM121 157L122 156H120V158ZM144 157H145V155H144ZM147 157H149V155ZM154 157L155 156H153V158H152L153 162H154ZM196 157L194 159H196ZM124 158H126V157H124ZM126 159H125V161H126ZM148 159H150V157ZM144 160H146V159H144ZM159 160L157 159V161H159ZM125 161H123V162H125ZM128 162H130V160ZM145 162L146 161H144V163ZM150 162L151 161L148 162V160H147L148 164ZM160 163H159V165H160ZM195 163L198 164V162H195ZM117 164H120V163H117ZM148 164L146 165L147 167H150L151 165H153V164H151V165L149 164V166H148ZM163 164L164 163H162V166L164 167ZM186 166H187V168H186ZM116 167H118V166H115V168ZM121 167L122 166H120L119 168H121ZM127 167H129V166H127ZM145 168L146 167H144V169ZM153 168H154V165H153L152 169ZM164 168L165 169H163V170H166V167H164ZM126 169H124V170H126ZM144 169H143V171H144ZM163 170L161 169V170H157V171L161 172ZM153 171H154V169H153ZM158 173H156V174L160 175ZM160 176H163V175L161 174ZM149 177H151V176H149ZM149 177H148V179L145 178V179H147L148 182L150 181ZM258 180H260V181H258ZM153 181H155V178ZM140 182H141V180H140ZM146 182L145 183L143 182L140 184L146 185V184H148ZM151 183H152V180H151ZM158 184H160V183H158ZM153 185H155V184H153ZM147 187H145V188L148 189ZM155 188H156V186H155ZM152 190H154V189L148 190L150 195L154 194L151 192ZM155 190L157 192V189H155ZM238 190H240L241 192L245 191V193H246L245 194L246 196L241 199V207H239L240 208L239 214L237 211L236 212L230 211L231 215L229 216V218L226 219V216H224L226 210L222 206L225 203H223V202L226 201V199L228 198V194L230 192L236 193ZM139 191H137V192H139ZM144 192H147V191H144ZM153 192H155V191H153ZM139 195H140V193H139ZM157 195L158 194H156L154 196L156 199L158 198ZM160 195H158V196H160ZM142 197H144V196H142ZM161 197H163V196H161ZM163 198H165V196ZM156 199L154 202L157 201ZM152 200H154V198ZM186 200L188 201V203L186 205L185 204L182 205L181 203L183 201H186ZM144 201H145V199H144ZM174 201L175 202L177 201L178 203H175ZM139 202L142 203L141 201H139ZM151 202L154 203L153 201H151ZM141 206L139 208H141ZM151 206H153V205H151ZM235 206L236 205H234V207ZM2 213L0 212V214H2ZM228 213H229V211H228ZM220 214H223V215L221 216ZM156 221H154V222H156ZM225 221H226V223H225ZM154 224L156 225V223H154ZM155 225H153V226H155ZM181 225L183 226V228ZM172 226H175V227L177 226V230H179L178 232H176V235L175 234L172 235V232L174 231L171 228ZM178 226H179V228H178ZM255 226H256V224H255ZM261 227L263 229V226H261ZM261 227L259 226L260 229H261ZM161 228H160V231H161ZM180 228H182V230ZM154 231H156V230H154ZM251 231H249V232L251 233ZM153 232H152V234H153ZM252 232H254V231H252ZM153 235H155V234H153ZM156 236L159 237L161 235L158 236L156 234L155 238H156ZM224 238H225V240H226V238L228 240L230 239L229 245H227L226 247L223 246L224 245L223 244ZM152 241H154V243H155L156 240H152ZM225 242L226 241H224V243ZM166 243H167V241H166ZM155 244H157V242ZM190 244H192V243H189V245ZM161 245H162V243H161ZM194 245L197 246L196 244H194ZM158 246L160 248H162L160 245H157V247ZM153 247H154V245H152V249H154ZM202 248L203 247H201V249ZM155 249H157V248L155 247ZM187 250L188 249H186L185 251L188 252ZM205 250L203 249L200 251V249H199L200 254L204 253ZM4 251L5 250H3L2 243L0 242V258H1V260L4 264H11L9 259H8V256L6 255V252H4ZM140 251H141V249H139L138 252H140ZM150 251H153V250H150ZM150 251H149V253H151ZM234 251H235V253H233ZM160 252H161V250H160ZM241 253H243V252H241ZM232 254L234 256H232ZM259 254L257 257L260 259V264H262L261 261H264V256H259ZM187 255L188 254H186V256ZM227 255H225V256H227ZM238 255L235 257H238ZM170 256H172V255H170ZM228 256H227V258H228ZM239 256L241 257V255H239ZM180 257H181V255H180ZM198 257H197V259H198ZM205 257H206V254H205ZM175 258H177V257H175ZM185 258H188V257H185ZM201 258H202V256H201ZM221 258H222V256H221ZM197 259L195 257V259H193V260L195 261ZM204 259L205 258H203V260ZM208 259L209 258H207L206 260H208ZM230 259H228V261H230V262L233 261ZM224 260L226 261L227 259L225 258ZM234 260H235V258H234ZM249 260H251V259H249L247 257V258L242 260L243 261L242 263L247 264V263L251 262ZM194 261H192L191 264H193ZM198 262H199V260H198ZM177 263H179V262H177ZM214 263H216V262H214ZM234 263H235V261H234ZM179 264H183V263L180 261ZM208 264H211V263H208ZM231 264H232V262H231Z\"/></svg>",
	"mask_w": 264,
	"mask_h": 264
},
{
	"label": "built area",
	"instance_id": "built-area-1",
	"mask_svg": "<svg viewBox=\"0 0 264 264\" xmlns=\"http://www.w3.org/2000/svg\"><path fill=\"white\" fill-rule=\"evenodd\" d=\"M10 176L9 172L5 169H0V180H6ZM22 177H31V172L28 170L23 171Z\"/></svg>",
	"mask_w": 264,
	"mask_h": 264
},
{
	"label": "water",
	"instance_id": "water-1",
	"mask_svg": "<svg viewBox=\"0 0 264 264\" xmlns=\"http://www.w3.org/2000/svg\"><path fill=\"white\" fill-rule=\"evenodd\" d=\"M0 264H4V263L2 262V260H1V258H0Z\"/></svg>",
	"mask_w": 264,
	"mask_h": 264
}]
</instances>
